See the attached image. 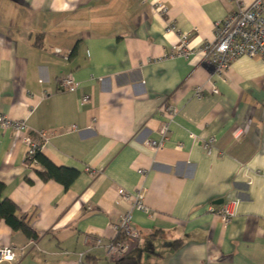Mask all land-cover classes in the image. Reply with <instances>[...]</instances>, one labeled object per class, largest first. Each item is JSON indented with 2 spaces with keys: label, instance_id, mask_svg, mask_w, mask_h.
Masks as SVG:
<instances>
[{
  "label": "crops",
  "instance_id": "1",
  "mask_svg": "<svg viewBox=\"0 0 264 264\" xmlns=\"http://www.w3.org/2000/svg\"><path fill=\"white\" fill-rule=\"evenodd\" d=\"M235 8L234 0H0V113L24 120L53 165L77 171L66 188L43 180L41 163L25 164L24 134L0 127V200L11 199L38 235L30 243L0 219V247L15 251L0 264H116L101 247L86 250L87 238L116 237L129 207L118 187L142 190L149 208L132 211L138 239L127 255L140 264H264V59L239 56L218 76L202 49ZM183 31L190 54L165 57ZM67 74L75 91L59 89ZM164 104L176 112L156 150L148 141L160 139ZM210 136L207 154L199 139ZM227 202L234 215L224 222L209 208Z\"/></svg>",
  "mask_w": 264,
  "mask_h": 264
},
{
  "label": "built area",
  "instance_id": "2",
  "mask_svg": "<svg viewBox=\"0 0 264 264\" xmlns=\"http://www.w3.org/2000/svg\"><path fill=\"white\" fill-rule=\"evenodd\" d=\"M234 1L236 8L223 19L214 22V41L205 43L202 47L207 54L205 62L212 66L214 73L218 76H222L230 63L239 56H259L264 59V0H251L247 4L242 0ZM154 8L161 15H165L168 11L167 6L161 2L154 3ZM172 27L170 26L169 29ZM190 35L191 31L179 33L177 43L172 45L164 56L169 58L188 56L191 52L188 46ZM58 86L61 90L75 91L77 82L72 74L62 75L58 78ZM217 91L216 86L212 85L211 92L217 93ZM194 95L198 97L203 95L200 86L195 88ZM89 99V95H83L80 101L87 103ZM159 112L164 118L159 129L160 139L148 141V144L156 150L162 149L165 140L168 138L169 124L173 120L176 109L172 105L164 104L160 107ZM0 127L3 129L10 128L16 133H23V139L28 144L25 164L29 166L38 162L34 155L40 150L42 142L34 141L31 138L24 120L10 119L0 113ZM38 134L42 140L46 138L44 132ZM189 136L195 140L197 138L193 133H189ZM199 141L205 153L211 154L215 151V138L213 136L199 139ZM139 172L143 173V170L139 169ZM116 190L119 198L128 203L129 206L114 226L116 237L108 240H103L100 237L87 238L89 245L86 250L101 247L106 257L114 261L125 257L129 253L131 244L138 239V230L133 225L132 211L149 212V208L144 203L142 190L128 192L120 187ZM209 210L219 215L224 222H229L234 215L230 202L222 204L217 209L210 207ZM34 241L31 239L30 243H34ZM84 252L79 253V257H82ZM14 259L15 251L12 247H0V263L3 261L11 262Z\"/></svg>",
  "mask_w": 264,
  "mask_h": 264
},
{
  "label": "trees",
  "instance_id": "3",
  "mask_svg": "<svg viewBox=\"0 0 264 264\" xmlns=\"http://www.w3.org/2000/svg\"><path fill=\"white\" fill-rule=\"evenodd\" d=\"M34 158L42 164L43 171H39V176L43 180L55 179L61 182L66 188L77 175V171L65 167H57L53 165L40 151H37ZM3 190V185L0 183V194ZM0 219L3 220L12 230H19L29 238L37 239L38 235L35 229L30 224V218L25 213H20L17 205L9 198L0 200ZM116 264H140L138 256L126 255L118 260Z\"/></svg>",
  "mask_w": 264,
  "mask_h": 264
},
{
  "label": "water",
  "instance_id": "4",
  "mask_svg": "<svg viewBox=\"0 0 264 264\" xmlns=\"http://www.w3.org/2000/svg\"><path fill=\"white\" fill-rule=\"evenodd\" d=\"M222 200H220V201H218V202H221ZM218 202H216V203H218Z\"/></svg>",
  "mask_w": 264,
  "mask_h": 264
}]
</instances>
